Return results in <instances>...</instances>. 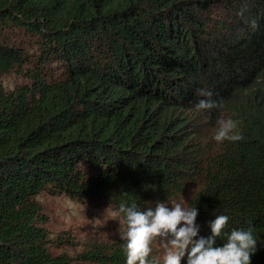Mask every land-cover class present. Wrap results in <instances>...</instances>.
<instances>
[{"label": "trees", "instance_id": "1", "mask_svg": "<svg viewBox=\"0 0 264 264\" xmlns=\"http://www.w3.org/2000/svg\"><path fill=\"white\" fill-rule=\"evenodd\" d=\"M201 89L222 107L198 111ZM220 118L243 139L217 142ZM44 193L109 205L125 227L121 204L185 198L199 236L221 214L224 233L252 227L264 264V0H0V264H71ZM124 244L81 263L126 264Z\"/></svg>", "mask_w": 264, "mask_h": 264}, {"label": "clouds", "instance_id": "2", "mask_svg": "<svg viewBox=\"0 0 264 264\" xmlns=\"http://www.w3.org/2000/svg\"><path fill=\"white\" fill-rule=\"evenodd\" d=\"M251 26L257 27L255 20ZM198 95L202 97L196 103L198 111L210 112L222 107V101L213 100L210 91L201 89ZM236 127L232 119H218L214 139L217 142L242 140ZM171 205L170 208L166 202L157 201L154 207L143 210L135 204L120 205L119 213L124 214L126 220L125 230L120 235L125 242L126 264H161L160 259L152 257V243L157 238L165 248L162 264H182L185 256L187 264H252L258 244L252 227L224 233L229 217L221 214L210 223L211 235L205 238L199 236L196 207H184L181 203ZM222 235L227 239L220 246L217 238Z\"/></svg>", "mask_w": 264, "mask_h": 264}, {"label": "rangeland", "instance_id": "3", "mask_svg": "<svg viewBox=\"0 0 264 264\" xmlns=\"http://www.w3.org/2000/svg\"><path fill=\"white\" fill-rule=\"evenodd\" d=\"M21 81L18 74L4 78L8 90H12ZM37 199L46 218L44 226L52 242V252L71 258V264H82L81 256L86 249L118 240L125 230L122 217L109 205L78 202L65 195L49 193ZM184 199L180 203L185 207ZM155 249L163 260V243L156 245Z\"/></svg>", "mask_w": 264, "mask_h": 264}]
</instances>
